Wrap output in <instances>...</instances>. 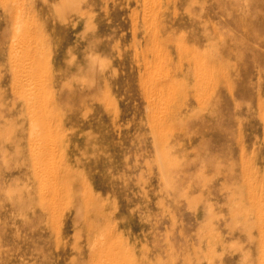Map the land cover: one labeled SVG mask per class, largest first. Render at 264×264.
<instances>
[{
  "label": "rangeland",
  "instance_id": "1",
  "mask_svg": "<svg viewBox=\"0 0 264 264\" xmlns=\"http://www.w3.org/2000/svg\"><path fill=\"white\" fill-rule=\"evenodd\" d=\"M262 219L264 0H0V264H264Z\"/></svg>",
  "mask_w": 264,
  "mask_h": 264
},
{
  "label": "bare ground",
  "instance_id": "2",
  "mask_svg": "<svg viewBox=\"0 0 264 264\" xmlns=\"http://www.w3.org/2000/svg\"><path fill=\"white\" fill-rule=\"evenodd\" d=\"M17 40V37H15V36H13L12 37V41L9 43V45H6V46H8V47H12L13 46V44H14V48H15V42H17L16 40ZM17 44V43H16ZM17 48V47H16ZM9 49V48H8ZM13 49V48H12ZM11 49V50H12ZM15 50V49H14ZM24 50V49H23ZM22 51V50H21ZM15 52V51H14ZM13 51H12V53H14ZM23 52V51H22ZM22 52H19V53H22ZM25 52V51H24ZM26 52H27V49H26ZM11 54V53H10ZM15 54V53H14ZM16 54H18V53H16ZM23 54V53H22ZM48 54V53H47ZM13 55V54H12ZM18 56V55H17ZM20 56V55H19ZM18 56V57H19ZM23 56V55H22ZM17 57V58H18ZM24 57V56H23ZM13 60H15L14 59V55H13ZM15 58H16V56H15ZM20 58H22V57H20ZM20 58H18L15 62H16V64H15V66L17 65V67H18V72H17V79L18 80H20V78H21V80H22V82H21V84L22 83H24V82H26V84L25 85H29L30 83H27V82H29V81H27L28 79H29V76L33 73V72H36V70H38V67H41V70H42V68H43V70H42V72H44L45 70H44V64L41 62V61H39L38 59H36L35 57H34V52L32 51V53L30 52V48L28 49V52L26 53V57L25 58H22V60H20ZM11 60V59H10ZM13 60H11L12 62H13ZM47 61V60H46ZM10 62V61H9ZM10 64H11V62H10ZM15 69V68H14ZM48 69V68H47ZM16 70V69H15ZM14 70V71H15ZM14 71H13V73H14ZM41 72V71H40ZM47 72V71H46ZM37 73H39V71L37 72ZM37 73H35L36 75H37ZM43 74V73H42ZM42 74H40V76H42L43 77V75ZM45 74V73H44ZM33 75H34V73H33ZM14 76V75H13ZM35 78V77H34ZM38 78V77H37ZM44 79L46 78V77H43ZM33 79V78H32ZM24 80V81H23ZM11 81H12V79H11ZM32 81V80H31ZM37 81V80H36ZM41 81V77H40V80L39 81H37V82H39V83H42V81ZM45 81V80H44ZM47 81V80H46ZM18 82H20V81H18ZM17 82V83H18ZM33 82H35V80L33 81ZM33 82H32V84H33ZM16 83V84H17ZM39 83H37V86H39ZM45 83V82H44ZM44 83H42V84H44ZM41 84V85H42ZM31 85V84H30ZM13 86V85H12ZM12 86H11V88H12ZM16 86V85H15ZM21 86V85H20ZM19 86V87H20ZM44 86H45V84H44ZM17 87V86H16ZM15 87V88H16ZM25 87V86H24ZM31 87V86H30ZM33 87H34V85H33ZM14 88V89H15ZM19 89V88H18ZM23 89H25V88H23ZM33 89V88H32ZM17 90V89H16ZM22 90V89H21ZM26 90V89H25ZM25 90H23V93H24V91ZM28 90H29V87L27 86V91H25V92H28ZM32 91V90H31ZM29 92H30V90H29ZM23 93H21V94H23ZM26 95H28V93L26 94ZM32 95V94H31ZM35 95H37V93L35 94ZM20 96V95H19ZM30 96V95H29ZM151 96V95H150ZM21 97H22V95H21ZM31 97V96H30ZM34 97V96H33ZM29 98V97H28ZM32 98V97H31ZM35 98V97H34ZM34 98H32V99H34ZM36 99H38V98H36ZM24 101V100H23ZM46 101H48V100H46ZM15 102V101H14ZM27 102H28V100H27ZM30 102V101H29ZM34 102V101H33ZM32 102V103H33ZM54 102V101H53ZM15 103H17V102H15ZM19 103V102H18ZM32 103H31V105H32ZM36 103V102H35ZM39 103V102H38ZM50 103V102H49ZM47 104H48V102H47ZM29 105V106H28ZM27 106V108H28V111H30V112H32L33 110H32V108H31V105H30V103L28 104ZM33 105H34V103H33ZM32 105V106H33ZM42 105V104H41ZM47 106H49V104L48 105H46V107ZM34 107V106H33ZM23 108V107H22ZM21 108V109H22ZM35 109V108H34ZM36 109H38V107L36 108ZM34 110V111H37V113L39 114V116L36 118V120H39V117H40V113H39V111L38 110ZM24 110H26V109H24ZM39 110H40V108H39ZM29 112V113H30ZM41 112V111H40ZM36 113V112H35ZM32 114V113H31ZM37 114V115H38ZM47 114V113H46ZM16 116V115H15ZM35 117V116H34ZM43 118V117H42ZM45 118V117H44ZM35 120V121H36ZM41 120V119H40ZM34 122V121H33ZM37 122V124L39 123L38 121H36ZM41 122H43V121H41ZM44 123V122H43ZM34 124H35V122H34ZM37 124H35V125H37ZM40 124V123H39ZM43 125V124H42ZM45 125V124H44ZM39 126H41V125H38V127ZM35 128H37V127H35ZM46 128L47 127H45V129L44 130H46ZM43 130V131H44ZM34 131V130H33ZM39 131V130H38ZM35 132V131H34ZM36 135H37V130H36ZM34 133V134H35ZM39 133V132H38ZM42 133V132H41ZM41 133H39V134H41ZM34 134H32V135H34ZM44 134V133H43ZM39 136V135H38ZM41 136V135H40ZM39 136V137H40ZM38 137V138H39ZM37 138V137H36ZM36 138H33L32 137V139L33 140H35V143L37 144L38 142H36ZM40 138H42V137H40ZM45 139V138H44ZM32 140V141H33ZM41 140V139H40ZM46 141V140H45ZM43 142V141H42ZM33 143V142H32ZM34 143V144H35ZM39 144V143H38ZM37 144V145H38ZM43 144V143H42ZM39 145H41V144H39ZM40 147V146H39ZM39 147H37V148H39ZM46 147V146H45ZM41 148V147H40ZM42 149H44V147H42ZM36 150V149H35ZM39 150V149H38ZM45 151V150H44ZM38 152V151H37ZM42 151L40 150V153H41ZM39 153V152H38ZM44 153V152H43ZM42 154V153H41ZM51 154V153H50ZM40 155V154H39ZM47 155H49L48 153H47ZM41 156V155H40ZM43 156H45V155H43ZM36 158V157H35ZM37 159H38V156H37ZM41 160V159H40ZM43 160V159H42ZM47 160V159H46ZM35 161H36V159H35ZM43 162V161H42ZM61 162V161H60ZM39 162L37 161V163L36 164H38ZM40 163H41V161H40ZM64 163V162H63ZM35 164V165H36ZM39 165V164H38ZM37 165V166H38ZM36 166V167H37ZM65 166V165H64ZM40 168H42V167H40ZM38 169V168H37ZM36 169V170H37ZM51 169H52V167H51ZM35 170V172H37L38 173V171H40V169L38 170V171H36ZM34 171V170H33ZM42 171V170H41ZM45 172V171H44ZM47 173V172H46ZM52 176H55V175H57V173H58V171H55V169H53L52 170ZM38 175H40V173L39 174H37V177H38ZM41 175H42V173H41ZM46 175V174H45ZM48 178V177H47ZM51 178V177H50ZM38 180L39 181H41L42 182V179L40 180L39 178H38ZM49 180V179H48ZM47 181V180H46ZM43 182H44V179H43ZM40 184V183H39ZM52 184V183H51ZM44 185V184H43ZM46 185V184H45ZM48 185V184H47ZM41 186V185H40ZM73 186H75V185H73ZM40 188V187H39ZM41 188H43V187H41ZM40 188V189H41ZM54 188V187H53ZM76 190V189H75ZM53 193V192H52ZM39 195H40V193H39ZM52 195V196H51ZM50 196H51V200L52 201H54V199L56 198V195L55 194H51ZM252 196V195H251ZM253 197V196H252ZM48 199H50V197L48 198ZM50 201V200H49ZM52 201H50V203H52ZM69 201V200H68ZM74 202V201H73ZM258 205V204H257ZM69 209H71V208H69ZM43 210V209H42ZM45 211V210H44ZM67 212H70V211H67ZM68 218V217H67ZM261 218V217H260ZM262 220H264V219H262ZM63 222V221H62ZM66 222V221H65ZM85 225V224H84ZM63 226H64V224H63ZM263 226V225H262ZM261 227V226H260ZM46 228V227H45ZM62 228V227H61ZM263 229V228H262ZM264 232V231H263ZM109 234V233H108ZM90 237V236H89ZM103 238V237H102ZM106 238V237H105ZM85 239V238H84ZM91 239V238H90ZM262 240V239H261ZM101 242V241H100ZM84 243H85V241H84ZM94 243V242H93ZM92 243V244H93ZM100 245V244H99ZM106 246V245H105ZM85 247V246H84ZM100 248L101 249H103V247H101V245H100ZM107 248V250H101L100 249V251H102V252H98V256L101 258V259H103V261H104V264H114V262H118V261H115L114 260V258H116V257H114V254H113V252H111L110 250H108V246L106 247ZM111 248V250L112 249H115L114 247L112 248V247H110L109 246V249ZM263 248V247H262ZM96 249V248H95ZM264 249V248H263ZM90 250V249H89ZM86 252V251H85ZM262 254V253H261ZM119 255V254H118ZM121 256V255H120ZM92 259L93 260H95L93 257H92ZM98 260H99V258H98ZM96 261V260H95ZM102 261V262H103ZM121 261V260H120ZM101 261L99 260V263H100ZM103 264V263H102ZM118 264V263H117Z\"/></svg>",
  "mask_w": 264,
  "mask_h": 264
}]
</instances>
